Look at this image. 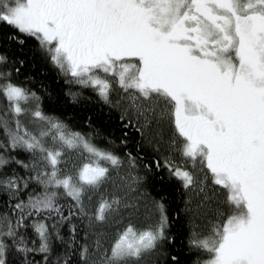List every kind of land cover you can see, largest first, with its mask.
I'll return each mask as SVG.
<instances>
[{"label": "snow or ice", "instance_id": "1", "mask_svg": "<svg viewBox=\"0 0 264 264\" xmlns=\"http://www.w3.org/2000/svg\"><path fill=\"white\" fill-rule=\"evenodd\" d=\"M0 264H264V0H0Z\"/></svg>", "mask_w": 264, "mask_h": 264}, {"label": "trees", "instance_id": "2", "mask_svg": "<svg viewBox=\"0 0 264 264\" xmlns=\"http://www.w3.org/2000/svg\"><path fill=\"white\" fill-rule=\"evenodd\" d=\"M25 57L27 58V64L23 69V74L33 78L30 81H26V83H28L29 87L41 92L44 97L43 104L47 111L55 112L62 117H66L68 123L74 128L83 130L88 115L92 116L93 122L97 127H105L103 116L98 111L100 109L98 103L95 105L89 104L83 99L79 103L73 102L65 91L69 85L63 79L57 78L55 70L40 58L38 52L34 56L26 52ZM87 95L93 94L88 91ZM69 113L72 115L69 116ZM149 187L154 195L160 196L164 194L165 190H162L155 180L150 183ZM169 197H171L170 192ZM174 207V204L170 205V215ZM172 230L177 235V244L184 242L180 236L179 221L174 222Z\"/></svg>", "mask_w": 264, "mask_h": 264}]
</instances>
